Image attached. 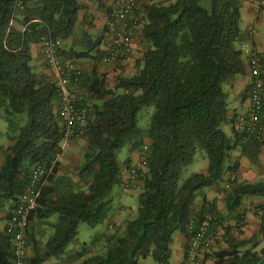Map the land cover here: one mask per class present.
Wrapping results in <instances>:
<instances>
[{"label": "trees", "instance_id": "trees-1", "mask_svg": "<svg viewBox=\"0 0 264 264\" xmlns=\"http://www.w3.org/2000/svg\"><path fill=\"white\" fill-rule=\"evenodd\" d=\"M94 1L112 17L110 0ZM243 1L147 4L140 19L144 51L138 71L118 78L110 88L106 75L96 68L106 55L100 50L104 38L76 37L79 12L86 7L79 0H0V107L12 140L3 148L0 167V208L9 202L7 218L29 187L35 165L52 161L66 132L56 84L34 71L31 45L50 36L63 62L96 60L90 72L81 69L72 76V83L84 89L83 104L88 108L82 137L87 146L78 172L83 186L59 190L52 182L59 171L60 164H56L26 228L28 248L31 245L36 250L27 256V264H45L51 257L59 259L54 264H140L148 257L168 264L174 233L180 231L189 241L191 219L198 221L209 212L221 223L212 202L205 200L199 211L193 210L198 193L204 187L220 186L227 173L237 174L239 160L226 166L231 152L240 148L242 155L257 164L264 143L242 142L243 136L234 127L236 117L229 116L226 86L247 71L241 49ZM146 106H154V112L144 130L139 126V113ZM230 123L234 136L222 128ZM126 146L130 148L126 163L136 151L146 159V170L139 172L140 184L129 187L117 155ZM199 149L208 157L206 172L194 173L180 184L183 169L194 162ZM115 186L142 189L137 217L125 219L114 233L108 229L104 252L92 250L101 241L95 235L81 251L67 255L80 224L96 227L109 216ZM245 196L264 198V182L237 179L226 190L227 208L233 211ZM258 207L262 212H257L259 233L241 240L227 229L225 248L206 251L203 264H264V246L258 249L259 236H264V203ZM53 215L57 216L55 222H49L53 230L41 242L37 235L40 238L45 232L36 229L35 223ZM12 239L5 226L0 231V264L13 263Z\"/></svg>", "mask_w": 264, "mask_h": 264}, {"label": "built area", "instance_id": "built-area-1", "mask_svg": "<svg viewBox=\"0 0 264 264\" xmlns=\"http://www.w3.org/2000/svg\"><path fill=\"white\" fill-rule=\"evenodd\" d=\"M139 2L140 0H113L112 17L106 23L104 35V43L107 46L105 62L119 63L133 52L134 35L143 26L141 17L137 14ZM255 11L258 15H264V0H256ZM250 34H253L252 30ZM41 42L60 97L59 113L66 132L60 150L52 161L49 163L39 162L33 168L30 185L7 221L6 234L13 236L14 243L12 264H27L26 228L29 226L30 216L37 209L39 198L51 179L56 164L61 161L64 151L69 148L73 139L84 136L83 124L88 114V108L83 104L84 95L76 94V86L72 83V76L79 75L81 68L71 61L63 62L59 58L56 53V43L52 37H43ZM241 49L247 59L246 63L253 81L248 92L249 107L245 113L236 117L234 127L243 136L242 142L246 143L252 139L263 142L264 56L247 43H243ZM145 168L146 159L144 157H141L139 162L133 163L129 176L124 181L125 186L136 185L139 181V172ZM237 177L236 173H230L224 183V189H232ZM258 213H262L260 209H258ZM221 229L222 224L209 212L205 213L198 221L191 219L189 223L191 237L183 264H203L202 254L212 249L221 239Z\"/></svg>", "mask_w": 264, "mask_h": 264}, {"label": "crops", "instance_id": "crops-1", "mask_svg": "<svg viewBox=\"0 0 264 264\" xmlns=\"http://www.w3.org/2000/svg\"><path fill=\"white\" fill-rule=\"evenodd\" d=\"M81 4L86 6L83 10L79 12V21L76 27V37H82V34H88L94 38L102 37L104 38L105 30H106V23L110 18V14L106 9H99L96 5L94 0H79ZM156 0H140L138 4L137 14L142 18L143 10L145 6L151 2ZM255 2L256 0H244L242 3L241 13H242V34L243 40L242 42L249 44L250 46L254 47L260 54L264 56V15H258L255 11ZM113 0L108 2L110 7L112 5ZM141 29H139L133 38V52L124 57L119 63H107L102 61L96 64V68L101 73L106 75L107 84L110 88H114L118 82V78L122 76H132L138 71L137 62L141 60L143 56V39L141 35ZM253 31V34H250V31ZM101 51H107V46L103 43L100 46ZM32 51V66L34 71L40 76H46L47 78L54 80L53 73L48 66L46 61V57L43 52V44L42 42L34 43L31 45ZM244 59L246 57L244 56ZM96 60H85V61H78L77 65L83 70V72H90L92 68H94ZM247 71L245 74H239L234 77L230 82H228L226 88L229 94V116L237 117L245 113L249 107V99L245 95L246 89L248 86L252 84V76L249 71V67L247 65ZM76 94H84L85 91L82 88L75 87ZM227 126L231 130V135L234 136V129L232 123L227 124ZM86 140L79 138L73 139L69 148H67L61 158V161H73V159H81L79 166L83 164V154L84 150L86 149ZM6 148V147H4ZM137 155V151L131 153V160L132 163L135 161V157ZM4 159V157H3ZM235 160L240 161V167L237 172V179L239 181H246V182H256L257 180H264V143L261 147L260 155H259V162L257 164L252 163L246 156L242 155L241 149L238 148L232 156L230 157V161L233 162ZM61 161L59 164L61 165ZM3 161L0 162V167L2 166ZM127 168V166L125 167ZM123 169V168H122ZM78 170V172H79ZM230 173H227L225 178ZM123 177L124 181L128 178L127 173L123 170ZM226 181V180H225ZM221 183L220 186L214 185L209 187H204L198 193L196 202L193 206V210L199 211L203 206L204 201L212 202L216 205L217 210L219 211L220 221L222 224L221 229V239L217 241V243L212 247L210 250H219L225 248L226 244L224 239L226 237L227 229L230 230V234L235 237L236 239L241 240H250L255 235L259 233L260 230V217L258 215V209L260 205L264 203V198L262 197H253V196H245L243 198L242 204L230 211L226 205V190L224 189V183ZM6 207H9V202L5 203ZM4 205V206H5ZM124 210L119 209L118 211H111L109 216L106 218L105 223L106 225L102 227L95 235L100 236V244L96 247H93L92 250L94 252H104L105 251V243L106 238L109 235V227L112 226V222L118 221L117 223L121 225V223L127 219L124 217ZM56 215L51 216L45 221L36 222L35 227L36 229L43 230L44 232L47 229V234L52 232V227L49 222H55L57 219ZM117 216V217H116ZM1 217V215H0ZM9 218V217H8ZM8 218L4 220V225L6 226ZM115 219V220H114ZM4 226V227H5ZM172 241V257L168 264H183L185 261L186 250L188 246V241L183 233L180 231H176L174 234ZM94 235L91 236L90 241L93 239ZM39 238V234L37 235ZM88 241V242H90ZM259 241L261 242L258 249L264 246V236H259ZM80 244V243H79ZM72 246V245H70ZM70 246L68 251H70ZM31 249V250H30ZM78 247L74 250L77 251ZM36 250L33 248H28V256L31 257L34 255ZM206 253V252H205ZM205 253L202 254V258L204 259ZM70 253L68 252L67 255ZM67 255L63 256L62 259L65 260ZM149 258V257H148ZM151 258V257H150ZM54 259V260H53ZM59 259L55 257L49 258L45 264H54ZM211 259H208L210 262ZM147 258L142 259L140 264H146ZM157 263V262H156ZM160 264V263H158Z\"/></svg>", "mask_w": 264, "mask_h": 264}, {"label": "rangeland", "instance_id": "rangeland-1", "mask_svg": "<svg viewBox=\"0 0 264 264\" xmlns=\"http://www.w3.org/2000/svg\"><path fill=\"white\" fill-rule=\"evenodd\" d=\"M170 1H172V0H156L154 2L168 3ZM241 26H242V19H241ZM153 112H154V106H146L140 111V113H139V126L142 129H144V130L148 129V127L150 125V121H151V115ZM222 128L224 129V131L228 135H231V130L227 126V124H223ZM82 139H84V138H81V140ZM11 143H12V140H10L8 138V122L5 119L4 108L0 107V162L4 161V159H3V157H4L3 148L8 147ZM234 151H236V150H234ZM234 151L231 152V156L234 153ZM117 155H118V160H119L123 170L127 173V176H129L130 167L133 164L132 160L130 161L129 164L126 163V159L130 155L129 146H126V147L122 148L121 150H119L117 152ZM136 156L137 157H135L134 163L139 162L141 159V155H140L139 151H137ZM80 162H81V159H73V161L69 160L66 162L61 161V165H59V171L56 173V175L54 176V180L52 181L53 184H55V186L59 190H61V191L66 190L69 188L68 186H70V185L83 186V183H81V181L79 180V176H78V170H79L78 165L80 164ZM208 162L209 161H208V157H207L206 152L204 150L199 149L196 153L194 162L183 169L181 177H180V184H183L184 181L186 179H188L194 173L206 172L207 167H208ZM230 162H231L230 159L227 160L226 166ZM126 166H127V168H125ZM144 170H146V168ZM260 181H262V180H260ZM260 181L257 180L256 182H260ZM256 182H251V183H256ZM263 182H264V180H263ZM137 184H140V182L138 181ZM141 191H142V189L139 186H137L135 188H130V189L123 188L122 186H115L112 190V210L111 211H118L119 209H122L125 211L124 215H123L124 217L130 218V219L137 217L138 207H139L138 196H139V193ZM7 208L8 207H6V205L5 206L3 205L0 208V215H1V217H0V231H2L4 229V226H5L4 220L6 219ZM54 217H56V216H54ZM117 222H118L117 220L115 222H112V223H115V225H113L109 228V229H112L110 234L114 233L115 228L120 225V223L118 224ZM105 225H106L105 221L103 223L97 225L96 227H91L86 223L80 224L77 239L73 244H71L72 246H70V251H68V252L74 253V250L76 249V247H78L77 251H81L83 244L85 242L90 241L91 236H93V235L95 236V234ZM46 231H47V229H46ZM46 231L44 234H40L41 242H45V240H46V237H45L46 236L45 234L47 233ZM174 236L175 235H173V237ZM29 247L31 248V245H29ZM66 254H68V253H66ZM73 257L76 258V256H73ZM75 264H79V262L76 261ZM146 264H158V263H156L152 258L149 257V258H147Z\"/></svg>", "mask_w": 264, "mask_h": 264}]
</instances>
